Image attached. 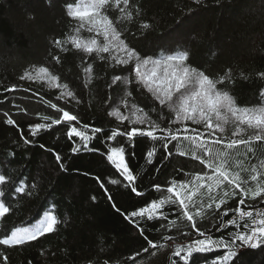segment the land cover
Returning a JSON list of instances; mask_svg holds the SVG:
<instances>
[{
  "label": "trees",
  "instance_id": "obj_1",
  "mask_svg": "<svg viewBox=\"0 0 264 264\" xmlns=\"http://www.w3.org/2000/svg\"><path fill=\"white\" fill-rule=\"evenodd\" d=\"M67 2L83 5L87 0ZM136 3L142 5V15L127 22L125 33L126 42L138 50L141 59L151 56L152 63L168 55L184 54L188 57L185 66L203 70L213 79H223L231 70L226 85L219 87L229 91L238 106H264L261 100L264 77L259 75L264 72V0H221L220 4L215 0H203L200 6L195 5L194 0H136ZM68 11L64 0H0V174L9 175L13 181L25 178L29 184L35 182L36 185L30 196L19 194L15 199L6 200L11 210L0 217V237L10 235L17 228L39 223L46 218L48 210L63 221L53 232L34 241L14 247L0 246V264H5L3 255L8 257L7 264H133V261L134 264H185L174 253L187 241L183 238L168 241L166 237L187 232L189 223L186 220L168 214L167 220L157 216L154 221H141L138 227L125 213L138 211L152 199L168 195L156 192L152 187L156 183L164 188L173 180L211 175L205 165L193 159L192 145L185 139L193 134L185 129L194 125L177 120L174 106L160 105L154 92L140 86L142 82L136 80L134 71L132 84L122 80L113 85L117 74L113 69L118 67L113 57L123 54L113 50L103 54L105 60H101L99 54L91 59L76 49L70 40H87L91 34L86 28L77 32V23L69 20ZM181 17L186 23L176 28L175 21ZM144 22L150 24L149 29L139 27ZM55 40L62 41V45L54 44ZM53 56L58 60L52 59ZM88 64L93 71L86 74L83 69ZM41 67L59 77L60 84H69L81 101L71 107L78 109L82 121L89 123L90 135L91 126H103L109 133H120L132 127L148 131L153 130L149 124L154 126L153 137L138 136L130 140L118 135L115 140L99 142L101 152L106 147L126 148L125 162L137 177L138 190L145 196H136L124 186L125 181L115 166L107 161V152L104 156L87 150L81 154L72 153L63 123L46 127L35 136L30 133L33 125L49 124L50 120L62 115L51 108V104L67 110L58 97L69 89H57L47 82L25 76ZM132 67L134 70L135 65ZM122 75L128 76L127 73ZM21 76L25 79L21 80ZM112 99L129 120L121 122L107 115L112 110L109 107ZM125 100L127 107L122 105ZM5 112L15 125L6 123ZM45 117L50 119L45 120ZM140 119H144L145 124H139ZM226 128L225 145L212 144L207 136L202 139L209 140L212 153L223 158L217 163L226 160L231 165L228 170L233 173L241 168L248 169V172H241V176L249 179L251 187L259 188L264 184V140L251 139L248 144L227 149L228 140L248 139L254 130L247 129L240 136L232 137L231 124ZM161 133L177 137L169 143L168 151L172 155L166 160L165 150L160 146ZM149 151L154 152L151 158L147 156ZM10 152L15 153L14 158L9 156ZM131 152H135L134 157L128 155ZM195 154H200L198 149ZM57 155L62 161L56 160ZM61 163L69 166L67 172L60 170ZM253 167L255 172H252ZM252 174L257 175V181H251ZM114 179L121 183L112 184ZM8 188L11 190V185ZM108 194L112 195L119 212ZM236 199L232 197L229 205L253 211L255 215L254 209L247 204L233 203ZM53 204L55 209H52ZM206 212L202 228L212 224V210L206 209ZM228 218H232L231 213ZM244 222L240 221L241 225ZM229 230L238 229L229 226ZM220 234L215 233L216 236ZM144 236L159 247L151 248ZM145 248H148L147 253L143 251ZM204 255L211 258L213 254H194L195 264H201L200 257ZM232 264H264V245L239 250Z\"/></svg>",
  "mask_w": 264,
  "mask_h": 264
},
{
  "label": "snow or ice",
  "instance_id": "obj_2",
  "mask_svg": "<svg viewBox=\"0 0 264 264\" xmlns=\"http://www.w3.org/2000/svg\"><path fill=\"white\" fill-rule=\"evenodd\" d=\"M65 6L69 11L67 17L69 20H75L77 23L76 31L79 32L86 28L91 38L87 40H79L72 38L70 43L76 49L82 50L91 59H96L97 54L101 60H105L103 54L110 51H117L123 55L113 57L114 64L118 66L113 70L117 72L112 81L113 85L117 82L132 84V74L137 81L142 82L141 87H147L150 92L156 93V100L160 105H168L175 108L176 119L182 122H190L194 127L186 128L185 131H191L193 134L185 137L192 145L193 159L199 160L202 165H205L211 175L203 176L196 175L194 179L173 180L170 185L162 188L159 183L152 187L156 192H166L162 198L152 199L137 210L131 211L130 214L125 213L126 218L132 220L133 224L139 227L141 221H154L157 216L164 220L168 219V214H174L177 219L183 218L189 223L187 232H180L179 236H167L168 241H175L183 238L186 243L179 246V250L174 253L175 256L181 257L185 264H195L193 261L194 254H213L211 258L207 255L200 257L201 264H232L238 257L239 250L244 248L257 249L264 245V184L259 188H253L250 185L249 179L241 176V172H248V169L241 168L235 173L228 170L231 165L224 160L223 163H217L218 159H223L219 154H213L209 145V140L202 137L211 138V143L216 145H225L224 135L228 129L227 125L231 124V136L238 137L247 129H253V133L248 139H230L226 142L227 149H233L237 145L248 144L251 139L257 141L264 140V106L260 107H241L238 106L237 100L227 90H222V85H226L229 73L224 74L223 79L210 78L203 70H197L196 67L185 66V60L188 57L184 54L168 55L164 60H154L152 63L156 67L163 66L162 75H157L155 68L150 73L142 72L141 69L149 65L151 56L147 59H141V55L134 46H130L126 42L125 27L127 22L133 20L135 16L142 15V5L136 3V0H87L83 5L68 3L64 0ZM220 4L221 0H215ZM203 0H194V4L200 6ZM186 23L181 17L175 21V27L181 28ZM142 29H149L150 24L144 22L139 25ZM147 35V33H145ZM163 36V33H160ZM62 41L55 40L54 44L62 45ZM52 59L58 60V57L53 56ZM135 65L133 70L132 65ZM126 66V67H121ZM84 73L88 74L93 71L91 64H88L83 69ZM45 74L49 76V83H52L57 89H69L66 92H61L58 99L63 100L67 107H57L56 104H51L50 107L56 109L57 113L62 114L60 117L50 120L49 124L37 123L33 125L29 131L35 136L51 125L64 124L67 127L66 136L71 146V152L81 154L84 150L90 153H97L101 156L107 152L106 159L115 166L117 173L125 181V187L136 196H145L146 194L138 190L136 184L137 177L130 170L129 164L125 162V147H110L105 148L104 152L100 151V141L115 140L117 136L128 137L130 140L136 137H153L154 126L149 124L153 130L144 131L137 127H132L130 130L124 128L123 131L117 133L115 131H106L103 126H91V135L88 132L90 125L87 121H82L78 109H73L71 105L81 104L76 94L70 90L68 83L60 84L59 77L49 75V70L46 67H41L37 70V75ZM127 73L125 77L122 74ZM264 77V72L259 73ZM25 76L31 78V73H26ZM21 76V80L25 79ZM111 87V85H110ZM179 94V95H175ZM132 95L131 92L128 94ZM261 100H264V93H261ZM117 101L111 100L109 107L112 109L107 113L109 117L115 116L119 121H127L129 117L124 115L121 107H116ZM123 107H127V101H122ZM3 115L7 118L8 113ZM49 120V117H45ZM9 125H15V121L11 118L6 119ZM139 124H145L144 119L138 121ZM201 129H203L201 131ZM162 135L161 148L165 150L164 159H168L172 155L168 151L169 143L175 141V135ZM28 143L29 141H25ZM43 147V145H41ZM134 147V144H133ZM200 154H195L196 150ZM130 156H135V152L128 153ZM154 152L149 151L147 156L153 157ZM11 158L15 157L14 152H10ZM57 161H62V157L57 155ZM151 163V159L149 160ZM227 165V166H226ZM62 172L68 171V165L61 163L59 165ZM255 167L252 172H255ZM99 179V177H97ZM251 181H257V175L252 174ZM202 181V182H201ZM112 184L118 185L120 180H112ZM11 185V190L8 186ZM35 182L29 184L27 179L20 178L13 181L7 174H0V217H5L10 212L11 208L6 204V200L15 197L19 194L31 195V189L34 188ZM101 188L104 184H100ZM230 189V191H229ZM218 190V191H217ZM232 197L237 199L233 203L246 205L253 211H242L239 207L229 205V200ZM93 196L92 200L95 201ZM108 199L113 202V207L116 204L111 194H108ZM248 201H251L249 203ZM167 206V207H166ZM56 205H52L55 209ZM206 209L212 210L211 227L202 228L204 217L208 215ZM116 211H120L116 208ZM232 218H228L229 214ZM238 214V218H237ZM45 219L39 221L31 228H24L12 231L10 235L4 234L0 237V246L14 247L23 245L27 241H34L45 233L53 232L56 227L63 223L56 215H53L52 210L45 213ZM198 218H200L198 220ZM248 218V220H245ZM240 221H245L242 225ZM250 221V223H249ZM154 226V225H153ZM229 226H234L237 231H230ZM215 229V232L213 231ZM215 233H221L216 236ZM143 235V230L141 231ZM148 245L156 249L159 245L154 244L152 240L144 236ZM148 252V248L143 250ZM222 253V254H221ZM183 254V255H182ZM139 255V254H138ZM5 264H7V255L2 256ZM134 264V261H133Z\"/></svg>",
  "mask_w": 264,
  "mask_h": 264
},
{
  "label": "rangeland",
  "instance_id": "obj_3",
  "mask_svg": "<svg viewBox=\"0 0 264 264\" xmlns=\"http://www.w3.org/2000/svg\"><path fill=\"white\" fill-rule=\"evenodd\" d=\"M153 68H155V70H156V72H157V75H162L163 70H164V69H163V66L156 67V66H155L153 63H151V62L149 63V65L143 67V68L141 69V71H142V72H149V73H150V71H151ZM38 69H39V68H38ZM38 69H35L34 72L31 73L32 78H36L37 80H40V81H44V82L49 83V76H46V75L43 74V73L37 75V70H38ZM49 75H51V74L49 73ZM49 84L53 85L52 83H49ZM154 94H156V93L154 92ZM175 95H176V94H175ZM33 226H34V225H33ZM31 227H32V226L27 227V228H31Z\"/></svg>",
  "mask_w": 264,
  "mask_h": 264
}]
</instances>
